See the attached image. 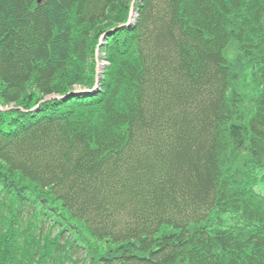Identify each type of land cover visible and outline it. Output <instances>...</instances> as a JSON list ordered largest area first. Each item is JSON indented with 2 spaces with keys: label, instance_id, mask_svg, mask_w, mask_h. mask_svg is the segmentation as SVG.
<instances>
[{
  "label": "trees",
  "instance_id": "trees-1",
  "mask_svg": "<svg viewBox=\"0 0 264 264\" xmlns=\"http://www.w3.org/2000/svg\"><path fill=\"white\" fill-rule=\"evenodd\" d=\"M126 1L0 0V264H264V0Z\"/></svg>",
  "mask_w": 264,
  "mask_h": 264
},
{
  "label": "rangeland",
  "instance_id": "rangeland-1",
  "mask_svg": "<svg viewBox=\"0 0 264 264\" xmlns=\"http://www.w3.org/2000/svg\"><path fill=\"white\" fill-rule=\"evenodd\" d=\"M125 2H127V1L125 0ZM130 15L132 17H134V16L137 17L138 16L136 7L135 8L133 7V9L130 10ZM102 46L104 47L105 46V43H103ZM236 52H237L236 44L235 43H232L231 46H230V48H229V56L233 57ZM96 54H97V60H98L97 63H98V67H99L98 69H100L101 71H103V68L108 64V61L106 60V57H107L106 52H105L104 48L101 49V47L98 46L96 48ZM96 75H97V73H96Z\"/></svg>",
  "mask_w": 264,
  "mask_h": 264
},
{
  "label": "bare ground",
  "instance_id": "bare-ground-1",
  "mask_svg": "<svg viewBox=\"0 0 264 264\" xmlns=\"http://www.w3.org/2000/svg\"><path fill=\"white\" fill-rule=\"evenodd\" d=\"M39 2H42V0H39ZM132 25L134 26L135 25V23L134 22H132ZM127 27V26H126ZM105 38V37H104ZM100 46V45H99ZM100 89V85L99 84H97L96 85V90L95 91H98ZM80 91V89H78V88H76V90H74L72 93H77V92H79ZM71 94V93H70ZM61 98H63V96L62 97H60L59 96V99H61Z\"/></svg>",
  "mask_w": 264,
  "mask_h": 264
},
{
  "label": "water",
  "instance_id": "water-1",
  "mask_svg": "<svg viewBox=\"0 0 264 264\" xmlns=\"http://www.w3.org/2000/svg\"><path fill=\"white\" fill-rule=\"evenodd\" d=\"M132 9H133V6H132ZM130 16H131V15H130ZM57 98H59V97L46 98L44 101H42V103L45 102V101H47V100H50V99H57Z\"/></svg>",
  "mask_w": 264,
  "mask_h": 264
}]
</instances>
